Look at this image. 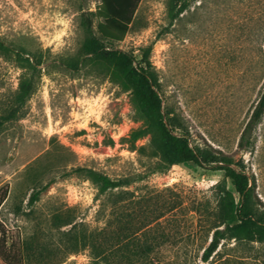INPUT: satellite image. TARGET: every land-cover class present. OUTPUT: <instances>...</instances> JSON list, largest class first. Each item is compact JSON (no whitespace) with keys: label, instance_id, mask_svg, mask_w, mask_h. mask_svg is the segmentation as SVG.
Masks as SVG:
<instances>
[{"label":"rangeland","instance_id":"rangeland-1","mask_svg":"<svg viewBox=\"0 0 264 264\" xmlns=\"http://www.w3.org/2000/svg\"><path fill=\"white\" fill-rule=\"evenodd\" d=\"M166 2L141 0L114 48L137 60L150 49L163 107L190 146L241 161L264 205V112L246 150L237 146L264 92V0H196L171 26ZM97 4L0 0V43L40 62L29 98L0 127V190L7 193L0 223L13 252L9 264H264V245L234 253L233 241L203 263L217 201L230 182L191 163L151 173L158 156L130 93L101 67L66 66L82 59L84 25ZM92 34L98 37L94 20ZM21 74L13 56L0 55V117ZM78 168L131 184L99 196L73 172Z\"/></svg>","mask_w":264,"mask_h":264},{"label":"trees","instance_id":"trees-1","mask_svg":"<svg viewBox=\"0 0 264 264\" xmlns=\"http://www.w3.org/2000/svg\"><path fill=\"white\" fill-rule=\"evenodd\" d=\"M140 1L97 0L95 11L90 13L92 19L87 20L84 25L86 37L80 45L82 59L67 63L66 66L72 71L84 63L88 66L101 67L107 71L111 83L130 93L135 111L150 134L149 143L158 156L151 173H164L172 166L191 163L200 169L221 172L223 178L230 182L231 189H222L217 201L216 223L212 228L210 241L202 251L203 263L218 255V248L225 241L235 243L232 249L234 253L236 247L264 245V205L258 201L254 182L245 173L242 162L233 161L209 147L190 146L185 131L163 107L159 96V83L148 60L150 49H146L137 60L132 54L114 48V45L122 42L128 33ZM195 1L167 0L168 26H171ZM93 20L98 37L92 34ZM0 55L6 59L13 56L22 70L11 106L7 113L0 117L1 127L16 117L17 112L29 98L34 87L31 74L40 62L30 59L23 49L14 50L2 43ZM263 112L264 92L239 137L237 146L240 150L245 151L248 147L250 133L259 124ZM73 172L90 182L99 196L131 184L127 179H111L88 168H78ZM6 194L5 190H0V206L5 201ZM39 194L40 191L31 193L28 199L29 206L37 201ZM161 217H154L152 222ZM144 250L151 252L150 247L139 248L136 254L143 256ZM12 256L13 252L10 246H7L5 231L0 223V258L9 264Z\"/></svg>","mask_w":264,"mask_h":264}]
</instances>
